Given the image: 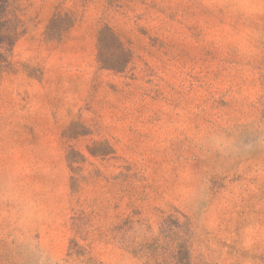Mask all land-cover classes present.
Instances as JSON below:
<instances>
[{
	"label": "rangeland",
	"instance_id": "obj_1",
	"mask_svg": "<svg viewBox=\"0 0 264 264\" xmlns=\"http://www.w3.org/2000/svg\"><path fill=\"white\" fill-rule=\"evenodd\" d=\"M0 264H264V0H0Z\"/></svg>",
	"mask_w": 264,
	"mask_h": 264
}]
</instances>
